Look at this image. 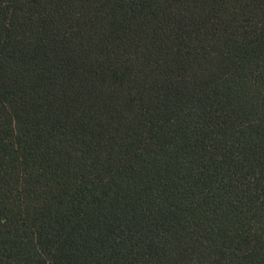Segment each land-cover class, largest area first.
<instances>
[{
    "label": "trees",
    "instance_id": "obj_1",
    "mask_svg": "<svg viewBox=\"0 0 264 264\" xmlns=\"http://www.w3.org/2000/svg\"><path fill=\"white\" fill-rule=\"evenodd\" d=\"M0 264H264V0H0Z\"/></svg>",
    "mask_w": 264,
    "mask_h": 264
}]
</instances>
